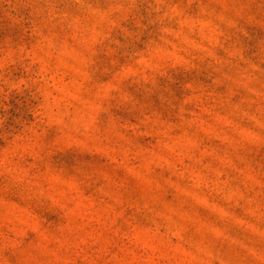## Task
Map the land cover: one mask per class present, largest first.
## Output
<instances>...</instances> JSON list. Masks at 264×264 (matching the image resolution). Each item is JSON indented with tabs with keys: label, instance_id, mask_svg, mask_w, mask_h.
Wrapping results in <instances>:
<instances>
[{
	"label": "rangeland",
	"instance_id": "obj_1",
	"mask_svg": "<svg viewBox=\"0 0 264 264\" xmlns=\"http://www.w3.org/2000/svg\"><path fill=\"white\" fill-rule=\"evenodd\" d=\"M0 264H264V0H0Z\"/></svg>",
	"mask_w": 264,
	"mask_h": 264
}]
</instances>
